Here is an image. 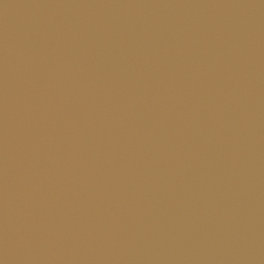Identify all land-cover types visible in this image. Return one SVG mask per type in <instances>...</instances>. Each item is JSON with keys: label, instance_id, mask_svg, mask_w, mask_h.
I'll return each instance as SVG.
<instances>
[{"label": "water", "instance_id": "obj_1", "mask_svg": "<svg viewBox=\"0 0 264 264\" xmlns=\"http://www.w3.org/2000/svg\"><path fill=\"white\" fill-rule=\"evenodd\" d=\"M0 264H264V0H0Z\"/></svg>", "mask_w": 264, "mask_h": 264}]
</instances>
